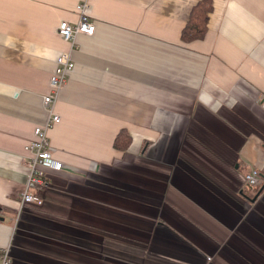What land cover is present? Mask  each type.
<instances>
[{
  "label": "crops",
  "instance_id": "1",
  "mask_svg": "<svg viewBox=\"0 0 264 264\" xmlns=\"http://www.w3.org/2000/svg\"><path fill=\"white\" fill-rule=\"evenodd\" d=\"M200 1L91 0L48 132L65 169L22 205L78 0H0V264H264V0H211L188 40Z\"/></svg>",
  "mask_w": 264,
  "mask_h": 264
},
{
  "label": "built area",
  "instance_id": "2",
  "mask_svg": "<svg viewBox=\"0 0 264 264\" xmlns=\"http://www.w3.org/2000/svg\"><path fill=\"white\" fill-rule=\"evenodd\" d=\"M90 8L91 0H78L76 8L78 20L75 23L62 20L57 26L58 37L66 42L70 49L61 52L56 59V68L50 80L51 93L44 97L47 118L42 126L34 129L35 139L29 143V158L25 161L29 170V178L22 196V205L41 204V198L34 193V189L48 187L49 184L44 179L47 171L61 172L65 169L63 162H59L53 157L48 132L61 121V116L55 111V103L70 72L75 67L73 52L78 48L77 38L80 35L92 36L95 33L96 26L91 19ZM262 182H264V177L257 169L251 170L246 175V183L250 186L257 187ZM6 250L3 252L1 264H10L9 248Z\"/></svg>",
  "mask_w": 264,
  "mask_h": 264
},
{
  "label": "trees",
  "instance_id": "3",
  "mask_svg": "<svg viewBox=\"0 0 264 264\" xmlns=\"http://www.w3.org/2000/svg\"><path fill=\"white\" fill-rule=\"evenodd\" d=\"M213 10L211 0L200 1L191 11L190 20L183 30L182 37L190 40L204 37L207 31L210 12ZM132 139L125 130L121 131L114 142V147L118 150L127 151Z\"/></svg>",
  "mask_w": 264,
  "mask_h": 264
},
{
  "label": "water",
  "instance_id": "4",
  "mask_svg": "<svg viewBox=\"0 0 264 264\" xmlns=\"http://www.w3.org/2000/svg\"><path fill=\"white\" fill-rule=\"evenodd\" d=\"M263 190H264V187L261 188V190L259 191V193L255 196L254 199H252V201H255Z\"/></svg>",
  "mask_w": 264,
  "mask_h": 264
}]
</instances>
